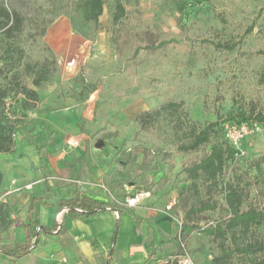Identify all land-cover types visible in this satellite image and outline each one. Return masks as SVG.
Segmentation results:
<instances>
[{
    "label": "rangeland",
    "instance_id": "374dc122",
    "mask_svg": "<svg viewBox=\"0 0 264 264\" xmlns=\"http://www.w3.org/2000/svg\"><path fill=\"white\" fill-rule=\"evenodd\" d=\"M104 1L99 19L104 26L101 29L110 33L107 26L115 0ZM183 1V11L177 12L173 0H130L125 22L129 40L120 43L123 55H117L113 46L110 54L103 45L90 49L89 56H93L94 61L70 75L60 71L57 62H53L55 56L43 35L58 17L79 21L73 11L74 0H0V4L22 18V25L13 36H5L0 31V87L9 86L11 74L19 73L20 80L39 93L36 106L27 111L20 107V95L9 94L5 111L7 129L13 130L21 122L34 118L43 126V130L35 131L39 140L52 127L57 128L55 136L62 138L61 145L56 143L44 153L48 167L45 175L51 177L45 182L51 189L46 195L49 203L37 202L33 207V218L41 226L50 227L60 220L57 200L64 195L57 191L63 181L56 178L51 162L69 181L77 179L75 176L82 172H98L100 182L113 192L108 199L118 208L125 205L119 203H123L118 197L122 188L115 179L118 168L115 160L125 149L137 151L139 160L141 148L155 152L152 170L148 173L150 180L161 178V184L181 186L182 162L194 154L175 151L165 118L141 128L133 121L136 113L153 110L173 100L181 104L190 120L203 126L210 121L221 123L240 110L264 103V0ZM153 3L162 5L157 22L151 19ZM83 27L88 32L93 28L91 25ZM145 29L153 31V37L163 43L140 49L132 57L135 41L131 36ZM26 62L51 64V79L34 86L31 78L23 73ZM13 139V152L0 153L3 174L0 204L13 207L10 219L14 215L23 216L18 200L25 192L35 193V187L40 186L43 178L34 147L22 140L19 132ZM99 139L105 140V149L96 147ZM243 145L244 155L232 162L224 178L231 179L236 172L243 183L251 184L253 196L259 184L264 183V165L261 172H257L250 170L249 164L253 158L264 154V129L246 137ZM205 150L206 147L199 154ZM23 173L34 178L20 179ZM9 198H14L15 208ZM120 213L121 224L117 222L116 230L120 224L119 244H122L128 241L131 213L128 210ZM220 215L224 212H208L202 222L210 223ZM259 230L264 231V226ZM24 238V231L17 224L6 232L0 224V244ZM191 242L193 247L187 245L186 248L192 257L195 253L200 260H211L208 256L215 253V247L208 237L196 232ZM49 252L48 246L38 243L34 250L14 261L0 258V264H34L40 261L39 256L45 254L46 257Z\"/></svg>",
    "mask_w": 264,
    "mask_h": 264
},
{
    "label": "trees",
    "instance_id": "16d2710c",
    "mask_svg": "<svg viewBox=\"0 0 264 264\" xmlns=\"http://www.w3.org/2000/svg\"><path fill=\"white\" fill-rule=\"evenodd\" d=\"M207 2L209 0H200ZM104 0H74L73 11L78 15L79 21L71 23L74 27L91 25L94 30L102 27L100 16L104 8ZM130 0H115L110 13V22L107 26L111 33V40L119 56L123 55L120 43H126L129 36L126 31V20L129 14L127 5ZM177 12H182L185 2L173 0ZM152 20L157 22L162 5L153 3L151 5ZM22 18L15 11H9L0 4V31L5 36H13L19 31ZM45 35V33H44ZM43 35V36H44ZM153 31L145 29L132 34L135 47L132 49V57L136 56L140 49L157 47L163 43L157 37H153ZM131 39V38H130ZM49 48V47H48ZM50 49V48H49ZM55 58V57H54ZM53 62H57L56 58ZM23 73L31 78L34 86L49 81L53 75L51 64L48 62H26ZM9 86L0 87V153L13 152L14 135L19 132L20 138L26 143L33 144L38 154L48 143H57L54 133L45 132L40 143L35 132L39 123L34 118H28L21 122L18 127L8 130L6 126V99L9 94L20 95L18 98L20 107L27 111L33 109L39 101V93L30 88L20 80L19 73L11 74ZM6 106V107H5ZM158 118H165L170 127L171 142L176 152L194 157L185 159L181 165L182 184L177 189L175 203L169 212L179 210L182 214L179 229L171 238L175 244L176 251L169 255L157 257L153 252L146 255L143 264H176V259L170 260L181 252L179 239L187 246L188 241L196 232H202L210 243L215 247V253L211 256V264H264V231L259 227L264 226V183L259 184L255 194L251 195V184L242 182V178L236 172L231 179L224 178L227 168L232 162L241 158L244 154L236 156L237 150L228 142L223 133V124L226 122L235 124H257L260 130L264 129V103L250 109L240 110L233 116L219 123L210 121L199 126L190 120L179 102L168 100L153 110H144L133 116V121L141 128H145ZM245 139V138H244ZM243 139V140H244ZM96 147L105 149L106 142L99 139ZM242 149L244 145L242 141ZM206 150L199 154L200 150ZM107 154V150H104ZM141 159L139 153L131 148L123 150L116 158L118 168L115 170V179L118 185L140 186L144 191H151L154 186L161 185L160 179L151 181L148 173L152 170V158L155 152L148 148H141ZM264 165V154L250 161L249 168L261 172ZM3 174L0 171V183ZM47 176L43 174V181ZM218 195L221 196V200ZM43 195H32L28 199L26 213L23 219L14 215L13 207L0 204V224L3 230L8 231L17 224L24 231L23 241L0 244V258L14 261L30 253L38 244L41 234H60L64 230V223L68 218L85 219L95 213L106 209H115L111 202L98 200L86 195L81 190H74L71 195L57 201L58 211L65 209L60 220L55 221L50 227L41 226L33 218V207L35 203H46ZM120 211V210H119ZM224 212L210 223L202 222L208 212ZM115 254L112 245L108 255ZM35 264H57L54 262H42ZM75 264V263H62Z\"/></svg>",
    "mask_w": 264,
    "mask_h": 264
},
{
    "label": "crops",
    "instance_id": "0c3cea01",
    "mask_svg": "<svg viewBox=\"0 0 264 264\" xmlns=\"http://www.w3.org/2000/svg\"><path fill=\"white\" fill-rule=\"evenodd\" d=\"M44 41L53 52L60 71L67 72L70 75L75 74L84 64L94 61V57L89 56L90 49H97L103 45L110 54L113 46L110 33L103 29L94 30L92 28L88 32L87 29L85 30V27L76 28L68 18L63 16L56 18L49 25L44 35ZM37 129L43 130L42 124ZM54 130H57V128L52 127L45 132L52 131L54 133ZM54 137L55 141L58 140L57 143L61 145L62 138H57L55 133ZM39 142L44 143L42 138ZM67 143L70 142L67 141ZM55 145L56 143L49 142L48 147L43 148L41 153L38 154L35 146L30 144V146L34 147L37 155L38 169L43 174L48 173L44 153L48 152ZM51 165L53 166L51 168L54 169L52 171L56 174V178L63 181L57 191L63 192L62 194L64 195L59 197L58 200L68 197L74 190H81L86 195L97 198L98 200L111 202L108 198L113 192L108 191L105 185L100 182L98 172H82L81 175L75 176L77 179L73 178L69 181L66 179L67 177L59 174L58 167H55L52 162ZM0 171L2 172L1 168ZM23 174L21 176L22 178L19 177L20 179L34 178L33 176H27L25 173ZM16 177L18 178V175ZM50 178L47 175V179ZM40 182V186L35 187L37 189L35 193L25 192L20 200H18L23 210L21 219L25 216L30 196L43 195L46 197L48 195L47 192L51 191L49 187H46L43 178ZM179 187H172L168 183H162L159 186H154L151 191H145L149 194L144 196L134 206H126L124 202L127 196L144 190L142 188L140 189V186L124 185L118 195L119 200H123V203L121 201L119 203L123 206L125 205L123 208L106 209L85 219L68 218L64 223L62 233L58 235L55 233L52 235L41 234L38 237V243L40 246H48L50 252L46 257L45 254L41 257L39 256L40 261L36 262H54L57 264H143L146 255L150 252H153L157 257L174 253L176 247L171 238L175 235V220L180 219L182 214L179 210L170 213L169 209L176 201L177 189ZM114 196L115 198L117 197V195ZM8 201L10 204H14V208L16 207L14 198H9ZM45 201L49 203L47 199ZM124 210H128L131 213L130 229L127 231L126 236L128 241L119 244L120 212ZM58 214L59 211L57 217L61 218L63 213ZM117 222L120 223L118 230H116ZM112 245L115 248V254L110 257L108 252ZM187 245H193L191 239ZM194 257L197 260H195L197 264H211L209 259L200 260L195 253H193Z\"/></svg>",
    "mask_w": 264,
    "mask_h": 264
},
{
    "label": "built area",
    "instance_id": "2783aa9c",
    "mask_svg": "<svg viewBox=\"0 0 264 264\" xmlns=\"http://www.w3.org/2000/svg\"><path fill=\"white\" fill-rule=\"evenodd\" d=\"M260 131V127L257 124H235V123H229L226 122L223 124V133L225 138L228 140V142L237 150L236 156H240L244 154V151L242 149V141L244 138L251 136L257 132ZM148 192L145 191H137L131 196H127L125 198L124 204L126 206H134L136 203H138L144 196L148 195ZM65 211V209H62L59 211V214H62ZM181 224V218L175 220V228L177 229V234L179 233ZM179 238V234H178ZM181 252L174 256L169 257L170 260L176 259V264H197L189 251L186 248V245L182 240L179 239ZM208 257H211L209 255Z\"/></svg>",
    "mask_w": 264,
    "mask_h": 264
}]
</instances>
